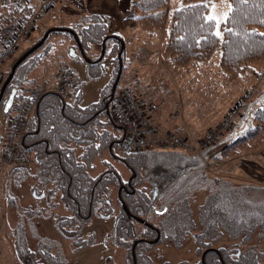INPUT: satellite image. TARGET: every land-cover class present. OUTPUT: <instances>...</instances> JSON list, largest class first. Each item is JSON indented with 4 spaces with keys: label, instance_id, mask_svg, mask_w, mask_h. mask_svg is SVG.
<instances>
[{
    "label": "trees",
    "instance_id": "trees-1",
    "mask_svg": "<svg viewBox=\"0 0 264 264\" xmlns=\"http://www.w3.org/2000/svg\"><path fill=\"white\" fill-rule=\"evenodd\" d=\"M169 1L134 0L129 18L146 29H161ZM1 2L5 4L1 14L16 12L11 0ZM211 2L184 0L185 5L174 12L165 47L172 61L177 66L192 63L202 66L219 46L220 67L226 73H239L249 64L264 60V0H229V10L222 22L210 15ZM82 20L73 27H56L73 33L51 32L45 43L17 68L0 103L3 115H10L26 76L34 69L30 65L37 57L42 58L39 52L51 46L53 36H63L73 42L70 56L75 63L86 65L91 78L101 76L105 58L118 51L114 72L118 76L120 60L124 65L126 53L124 48L119 56L125 42L123 37L110 34L98 14ZM98 46L99 57L90 59V50ZM78 57L84 61L78 62ZM116 77L112 86L110 83L103 90L101 101L92 106H83L81 90L66 96L48 92L37 104L23 140L35 166L30 172L28 166L14 167L18 172L12 174L15 178L12 182L17 185L34 177V195L38 201L45 199L46 207L24 208L9 191V206L18 214L10 235L20 264L65 263L57 242L39 238L38 251L33 252L27 240V230L35 229V221L51 217V211L60 203L69 216L56 217L58 228L78 250L93 243L92 237L82 235L93 217H115L111 239L124 250L126 264H153L150 253L159 245L173 243L182 247L191 237L200 256L193 264H264V187L213 177L202 165L213 157L245 154L248 147L264 138V97L241 135L234 136L236 126L232 124L227 132L218 134L224 140L217 143V139L214 146L204 149L202 157L177 150L144 151L118 157L124 130L107 109ZM134 93L145 105L149 104L144 94L136 90ZM182 132L177 134L180 136ZM161 152L171 153L176 164L161 170V176L148 177L150 161L157 154L164 155ZM108 158L120 159L131 173L129 181L122 178ZM201 193H205L204 202L197 204ZM259 194L263 197L259 198ZM138 218L147 224L140 223ZM225 237L232 244L216 247Z\"/></svg>",
    "mask_w": 264,
    "mask_h": 264
},
{
    "label": "rangeland",
    "instance_id": "rangeland-1",
    "mask_svg": "<svg viewBox=\"0 0 264 264\" xmlns=\"http://www.w3.org/2000/svg\"><path fill=\"white\" fill-rule=\"evenodd\" d=\"M133 1L60 0L43 16L35 31L23 40L12 61L5 65L6 77L14 61L37 43L47 30L61 26L73 27L76 23L83 22L82 19L88 15L98 14L108 26L110 34H119L125 41L124 65L115 91L113 85L114 97L125 90L135 95L136 90L148 98L149 106H157L155 113L164 114L165 111L178 113V117H181L185 123L182 124L183 129L162 130L175 134L183 130L180 136L185 139L191 137V142L192 139L199 140L228 119L232 120L233 127L236 126L234 136L241 135L249 126L248 122L252 119L253 111L264 97V60L249 64L239 73H226L220 67L222 50L219 46L202 66L195 63L189 66H177L166 53L165 47L169 39L173 14L185 5L184 0L169 1L163 27L157 30L146 29L135 19L129 18ZM229 5V0H212L210 15L222 22L226 18ZM49 45L51 46L46 50L39 52L42 58L37 57L38 60L31 62V69H34L26 76L22 87L38 85L53 87L57 83L60 67L70 65L76 69L81 81L83 106L99 103L103 90L110 83L111 87L116 77L114 72L118 51L112 57L105 58V69L101 76L91 78L85 64L75 63L72 60L69 51L73 42L70 39L59 35L53 36ZM100 53L99 46L91 49L90 59L96 60ZM76 54L79 56V53ZM77 60L80 62L83 59L78 57ZM107 109L111 113L110 106ZM13 110L9 116L3 115L0 111V153L6 146ZM254 124L256 125V122ZM158 125L160 126L159 123ZM226 130L224 131L227 132ZM217 139V143L224 140L221 134ZM245 152L239 156L207 159L202 163L205 167L204 171L220 179L264 187V138L248 147ZM117 154L118 157L123 156L120 148ZM170 154L166 156L157 154L153 157L148 167V177L161 176L160 171L165 167H174L176 161ZM108 159L119 170L122 178L129 181L131 173L120 159ZM2 161L0 154V264H20L10 235L12 228L17 224L18 214L9 206V191H12L24 208L46 207V200L36 199L33 191L34 177H28L16 185L12 182L13 179L15 180L12 174L18 171H15V168H4ZM34 166L31 163L26 168L30 172ZM259 195V198L263 197ZM204 198L205 193L199 194L197 204H203ZM57 201L60 203L59 199ZM51 213V217L35 221L34 230L32 228L27 230L28 245L33 252L38 251L39 238L40 240L47 238L60 245L65 257L64 264H126L124 250L118 248L111 239L115 229V217H93L82 233L86 238L92 237L93 243L78 250L60 232L57 225L56 217H68L69 212L60 203ZM231 244L229 238L225 237L215 246L228 247ZM150 259L153 264H193L200 260V256L197 254L195 239L191 237L182 247H177L173 243L159 245L151 251Z\"/></svg>",
    "mask_w": 264,
    "mask_h": 264
},
{
    "label": "built area",
    "instance_id": "built-area-1",
    "mask_svg": "<svg viewBox=\"0 0 264 264\" xmlns=\"http://www.w3.org/2000/svg\"><path fill=\"white\" fill-rule=\"evenodd\" d=\"M60 0H11L16 12H0V92L6 80L5 65L12 61L23 40L30 36L42 21L43 16ZM5 6L0 3V9ZM11 60V61H10ZM81 89V81L75 68L70 65L60 67L57 83L53 87L45 85L23 87L14 103L10 118L6 146L2 151L4 168L29 166L33 155L24 147L23 140L29 122L40 99L48 92L61 96ZM114 121L124 130L120 144L123 154L132 155L144 151H183L202 157L206 148L214 146L219 133L232 127V120L221 123L199 140L185 139L174 132H165L153 120L156 105H145L128 90L121 91L110 102Z\"/></svg>",
    "mask_w": 264,
    "mask_h": 264
},
{
    "label": "water",
    "instance_id": "water-1",
    "mask_svg": "<svg viewBox=\"0 0 264 264\" xmlns=\"http://www.w3.org/2000/svg\"><path fill=\"white\" fill-rule=\"evenodd\" d=\"M51 32H72L70 29H67V28H51L49 29L45 35L43 36V38L38 42L36 43L33 47H31L29 50H27L21 57L18 58V60L15 62V64L13 65L12 67V71L8 77V79L6 80V82L4 83L3 87H2V90L0 92V103L2 102L3 100V97H4V93H5V90L8 86V84L11 82V80L13 79L14 75H15V72L17 70V68L30 56L32 55L36 50H38L46 41L47 37L49 36V34ZM73 33V32H72ZM125 47V44L124 42L122 43V49H121V52L119 53V56H121V53L123 51ZM104 54V49H103V53L102 55ZM122 61L120 60V70H119V73H118V77H117V80H116V83L114 84V91L116 89V86L120 80V77H121V74H122ZM114 94L115 93H112V97H111V100L112 98L114 97ZM12 103V99L8 102V106H10ZM109 107V104H107V108ZM138 221L140 223H143V224H147L146 221L142 220V219H139L138 218ZM158 241V239L156 240V242ZM205 255H206V252L202 255V261L203 263L205 262ZM136 264V262L134 263Z\"/></svg>",
    "mask_w": 264,
    "mask_h": 264
},
{
    "label": "crops",
    "instance_id": "crops-1",
    "mask_svg": "<svg viewBox=\"0 0 264 264\" xmlns=\"http://www.w3.org/2000/svg\"><path fill=\"white\" fill-rule=\"evenodd\" d=\"M153 118L155 121H157L160 124L161 128L164 130L166 129L177 130L181 128L183 129L182 124L185 125L184 120H182L181 117H178V113L176 112L174 113L171 111H165L164 114L156 112ZM161 154H164L166 156L168 152L167 153L161 152Z\"/></svg>",
    "mask_w": 264,
    "mask_h": 264
},
{
    "label": "flooded vegetation",
    "instance_id": "flooded-vegetation-1",
    "mask_svg": "<svg viewBox=\"0 0 264 264\" xmlns=\"http://www.w3.org/2000/svg\"><path fill=\"white\" fill-rule=\"evenodd\" d=\"M1 152V151H0ZM1 154V153H0Z\"/></svg>",
    "mask_w": 264,
    "mask_h": 264
},
{
    "label": "bare ground",
    "instance_id": "bare-ground-1",
    "mask_svg": "<svg viewBox=\"0 0 264 264\" xmlns=\"http://www.w3.org/2000/svg\"><path fill=\"white\" fill-rule=\"evenodd\" d=\"M120 53V52H119Z\"/></svg>",
    "mask_w": 264,
    "mask_h": 264
}]
</instances>
